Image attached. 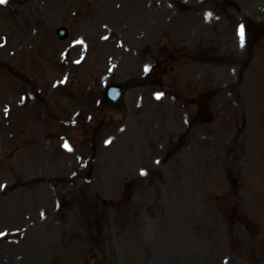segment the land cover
Returning a JSON list of instances; mask_svg holds the SVG:
<instances>
[{
  "label": "rangeland",
  "instance_id": "374dc122",
  "mask_svg": "<svg viewBox=\"0 0 264 264\" xmlns=\"http://www.w3.org/2000/svg\"><path fill=\"white\" fill-rule=\"evenodd\" d=\"M184 47L215 58L173 74L206 93L211 124L190 130L197 106L148 85L96 133L108 83L158 82L142 70ZM173 131L182 150L162 147ZM12 250V264H264V0L0 4V264Z\"/></svg>",
  "mask_w": 264,
  "mask_h": 264
},
{
  "label": "bare ground",
  "instance_id": "6f19581e",
  "mask_svg": "<svg viewBox=\"0 0 264 264\" xmlns=\"http://www.w3.org/2000/svg\"><path fill=\"white\" fill-rule=\"evenodd\" d=\"M122 58H123V55H122ZM34 228L35 229H38L39 228V225L38 224H36V225H34ZM19 238V237H18ZM16 251H20V250H16ZM12 253H13V250H12V252L10 251L9 253H6V260H5V263L6 264H12L13 263V258H12Z\"/></svg>",
  "mask_w": 264,
  "mask_h": 264
},
{
  "label": "snow or ice",
  "instance_id": "6c2138e0",
  "mask_svg": "<svg viewBox=\"0 0 264 264\" xmlns=\"http://www.w3.org/2000/svg\"><path fill=\"white\" fill-rule=\"evenodd\" d=\"M7 0H0V4L6 3ZM243 35V28H241V36ZM142 175H144L145 173H141Z\"/></svg>",
  "mask_w": 264,
  "mask_h": 264
}]
</instances>
